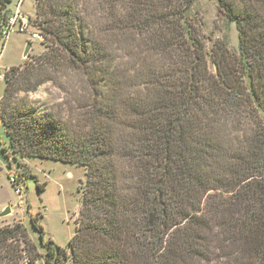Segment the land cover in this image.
Listing matches in <instances>:
<instances>
[{
  "label": "trees",
  "instance_id": "obj_1",
  "mask_svg": "<svg viewBox=\"0 0 264 264\" xmlns=\"http://www.w3.org/2000/svg\"><path fill=\"white\" fill-rule=\"evenodd\" d=\"M215 1L238 44L207 53L194 0H36L45 50L6 70L2 153L85 172L67 248L41 236L45 264H264V0ZM65 71L87 92L71 119L27 97ZM20 240L0 228V264Z\"/></svg>",
  "mask_w": 264,
  "mask_h": 264
},
{
  "label": "rangeland",
  "instance_id": "obj_2",
  "mask_svg": "<svg viewBox=\"0 0 264 264\" xmlns=\"http://www.w3.org/2000/svg\"><path fill=\"white\" fill-rule=\"evenodd\" d=\"M35 3L36 0L9 1L10 14L18 9L21 15L29 18V31H38L35 25ZM190 14L199 25L207 53H210L213 41L217 38L228 39L230 46L237 48L235 23L228 22L218 11L215 0H194ZM28 41L31 42V48L27 57H24ZM43 43L42 40L33 38L30 32L11 31L2 50V70L23 65L26 60L41 54L45 50ZM206 57L209 68L214 70L210 56ZM59 82L64 89L63 86L60 88L55 83L46 82L37 90L29 92L27 97L34 105L46 111L60 110L62 115L71 119L77 115V101H82L87 94L84 90L85 77L80 72L65 71ZM4 87L5 82L0 81V99ZM7 144L8 139L0 121V228L20 224L26 229L29 241H18L22 258L17 263L45 264L46 248L41 245V236L44 241L51 239L56 245L67 248L68 241L75 232L82 200L80 185L85 179L84 168L57 160L31 157H18L22 167L17 168L16 162L8 167V161L2 153V147ZM17 171L25 173L19 176L18 181L21 194L16 192L10 181L9 174H18ZM7 207L10 212L2 216L1 213ZM32 217H37L43 234L33 226Z\"/></svg>",
  "mask_w": 264,
  "mask_h": 264
},
{
  "label": "built area",
  "instance_id": "obj_3",
  "mask_svg": "<svg viewBox=\"0 0 264 264\" xmlns=\"http://www.w3.org/2000/svg\"><path fill=\"white\" fill-rule=\"evenodd\" d=\"M30 25L31 24H30L29 18L21 15L18 9H16L15 13H12L8 16V18L6 19V21L3 23L1 27L0 59L2 57V50L4 47L5 40L8 37V34L13 30H17L19 32H30L33 38H36L38 40L43 39L39 31H29ZM5 73L6 71L2 70L1 65H0V81L5 80ZM9 175H10V181L13 187L16 189V192L18 194H21L22 189L19 187L18 175L15 173H10Z\"/></svg>",
  "mask_w": 264,
  "mask_h": 264
},
{
  "label": "water",
  "instance_id": "obj_4",
  "mask_svg": "<svg viewBox=\"0 0 264 264\" xmlns=\"http://www.w3.org/2000/svg\"><path fill=\"white\" fill-rule=\"evenodd\" d=\"M30 48H31V42H27L26 43V47H25V50H24V53H23V56L24 57H27V55H28V53H29V51H30ZM10 212V208L9 207H7L2 213H1V215L3 216V215H6L7 213H9Z\"/></svg>",
  "mask_w": 264,
  "mask_h": 264
}]
</instances>
